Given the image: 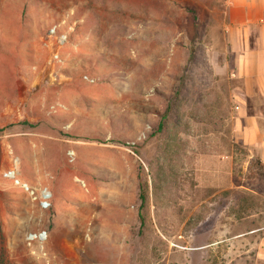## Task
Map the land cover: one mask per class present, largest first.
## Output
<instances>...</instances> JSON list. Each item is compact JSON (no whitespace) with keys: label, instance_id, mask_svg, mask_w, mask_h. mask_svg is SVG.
Wrapping results in <instances>:
<instances>
[{"label":"rangeland","instance_id":"obj_1","mask_svg":"<svg viewBox=\"0 0 264 264\" xmlns=\"http://www.w3.org/2000/svg\"><path fill=\"white\" fill-rule=\"evenodd\" d=\"M225 1L0 0V264H264Z\"/></svg>","mask_w":264,"mask_h":264},{"label":"crops","instance_id":"obj_2","mask_svg":"<svg viewBox=\"0 0 264 264\" xmlns=\"http://www.w3.org/2000/svg\"><path fill=\"white\" fill-rule=\"evenodd\" d=\"M222 12L227 21L229 48L236 58V73L255 77L264 84V0H226ZM251 32L256 35L251 37ZM252 39L254 46L250 44ZM240 114L236 128L243 120L251 124L253 116Z\"/></svg>","mask_w":264,"mask_h":264},{"label":"trees","instance_id":"obj_3","mask_svg":"<svg viewBox=\"0 0 264 264\" xmlns=\"http://www.w3.org/2000/svg\"><path fill=\"white\" fill-rule=\"evenodd\" d=\"M162 126H163V121L161 120L159 125H158V130H161ZM257 164H259V163H257ZM260 166H263V165H260Z\"/></svg>","mask_w":264,"mask_h":264},{"label":"bare ground","instance_id":"obj_4","mask_svg":"<svg viewBox=\"0 0 264 264\" xmlns=\"http://www.w3.org/2000/svg\"><path fill=\"white\" fill-rule=\"evenodd\" d=\"M43 195H44V196H47V195H48V192H47V191H44V192H43ZM41 237H43V236L41 235Z\"/></svg>","mask_w":264,"mask_h":264}]
</instances>
